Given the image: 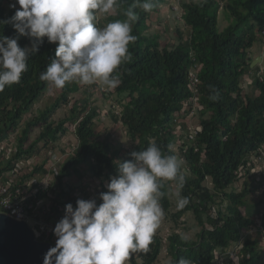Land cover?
<instances>
[{"label": "trees", "instance_id": "obj_1", "mask_svg": "<svg viewBox=\"0 0 264 264\" xmlns=\"http://www.w3.org/2000/svg\"><path fill=\"white\" fill-rule=\"evenodd\" d=\"M9 1L0 0V20H7L16 10L5 7ZM164 1L151 0L154 6L149 12L139 6L134 8L139 19L133 24L132 33L137 40L129 45L133 59L119 67L121 84L108 92L117 103L125 102L120 115L113 109L109 113L113 122L120 121L125 127L132 141V152L144 150L154 141L165 154L181 157L185 163L181 171L186 177L181 195L188 197L189 203L172 213L178 224L166 238V250L173 262L185 257L195 264H211L216 250L237 242L243 231L253 228L260 233L264 229V209L254 208L247 201L248 183L244 181L239 191L227 190L239 178V168L243 167L242 173L249 174L248 156L264 146V74L253 77L251 83L255 89L251 93H246L242 85L245 71L251 69L250 50L256 40H261L264 31V0L181 2V17L190 33L184 39L178 30L177 42L170 45L163 44L158 34L147 31V20ZM132 5L133 0H119L117 13L108 15L106 20L126 19L124 12ZM220 13L228 20L223 29L219 28ZM99 24L104 26L101 19ZM0 34L14 36L12 24L0 25ZM29 42L26 37L18 40L21 47ZM55 48L56 45L45 38L39 50L29 54L28 71L22 75L20 83L6 86L0 92V132L20 127L19 151L27 153L22 145L32 127H41L37 141H55L65 134L68 122L79 118L75 127L78 149L62 167L59 177L85 162L93 176L104 175L109 182L110 177L117 174L119 164L130 159V151L120 154L123 158L118 161L116 153H111L107 138L97 139L93 121L97 113L90 107L89 100L75 101L68 116L56 123L51 120L59 101L66 103L70 93L82 88L77 82L67 83L53 104L22 125L23 115L48 87L49 83L42 81L40 75L55 58ZM192 63L199 68L195 114L200 126L191 142L187 136L189 124L178 119L189 113L183 102L192 97L188 86ZM210 86L218 93L215 101L209 99L213 94ZM176 124L184 133L177 138ZM177 140L182 143L176 152L173 145ZM207 179L211 186L205 184ZM168 182L163 181L162 189L165 195L161 204L165 211L171 206L170 192L173 191ZM189 211L200 227L195 239L175 231L183 225V214ZM163 242V237L156 234L149 252L138 253L141 264H154ZM226 257V264H264V251L258 236L244 238L236 261ZM132 264H138L134 257Z\"/></svg>", "mask_w": 264, "mask_h": 264}, {"label": "clouds", "instance_id": "obj_2", "mask_svg": "<svg viewBox=\"0 0 264 264\" xmlns=\"http://www.w3.org/2000/svg\"><path fill=\"white\" fill-rule=\"evenodd\" d=\"M17 5L19 6L17 8ZM149 12L151 0H133L124 16L103 27L96 24L97 13L113 15L119 0H15L16 9L0 25L11 23L12 37L0 34V92L18 84L28 71V56L39 50L46 38L55 44V58L40 79L57 89L67 83L99 84L114 90L121 84L119 67L133 59L129 45L135 43L133 24L139 19L134 8ZM26 37L31 47H21ZM209 99H218L210 86ZM131 159L118 166L110 177L107 191L95 199L68 203L64 216L55 224V245L43 256L42 264H131L133 254L147 253L165 217L161 199L163 181L175 184L176 207L183 209L189 198L181 195L186 177L182 162L165 154L156 142L130 153ZM169 264H193L181 257Z\"/></svg>", "mask_w": 264, "mask_h": 264}, {"label": "built area", "instance_id": "obj_3", "mask_svg": "<svg viewBox=\"0 0 264 264\" xmlns=\"http://www.w3.org/2000/svg\"><path fill=\"white\" fill-rule=\"evenodd\" d=\"M181 15L182 9L180 19H182ZM99 21L100 18L97 17L96 24L98 27H102ZM192 60H194V57H192ZM198 70V64L192 63L189 67L188 86L192 92V97L189 101H186V105L189 107L187 115H196L195 112L198 107ZM82 88H85L86 93H89L86 85ZM109 91L111 90L102 85H91V93L107 97L103 108L94 107V104L89 101L90 107L96 111L99 120L110 118V109L120 115L122 104L125 102V100H122L121 103L114 102L112 95L108 94ZM79 102L82 103L83 101ZM77 120L68 122L72 126L66 124V128L75 133V127L79 121ZM118 123L122 124L120 121ZM198 128V126L188 125L187 136L191 142L195 139ZM65 134H62L55 141H37V138L30 141L29 136L22 145L23 150H28V152L20 153L18 147V139L21 135L20 127L13 131L0 132V213H4L18 221H25L38 240L49 242L53 246L56 238L52 230L55 224L64 216L65 205L68 203L73 204V201L77 199H93L91 198L93 195H89L91 187L86 179L93 181V178H95L92 186L97 185V189H94L93 192L96 190H100V193L107 191L106 177L104 175L99 178L93 176L89 165L85 162L79 164L76 170H71L68 174L59 177L62 167L78 149V145L71 143L70 138L64 136ZM60 140L63 144L60 143ZM248 158L247 165L250 172L261 167L264 181V146L257 152L251 153ZM91 162H94L93 158ZM80 166L86 167L87 171ZM238 170V174L244 172L243 167ZM99 195H95V200L101 203ZM181 220L184 221L183 218ZM175 231L179 232L178 230ZM247 231L257 232L253 228L245 230V232ZM244 238L243 234L241 239L229 247L217 249L211 264H226V255L236 261L242 249ZM262 250L264 251V249ZM133 257L136 263H142L138 253L133 254Z\"/></svg>", "mask_w": 264, "mask_h": 264}, {"label": "rangeland", "instance_id": "obj_4", "mask_svg": "<svg viewBox=\"0 0 264 264\" xmlns=\"http://www.w3.org/2000/svg\"><path fill=\"white\" fill-rule=\"evenodd\" d=\"M190 0H165L163 3L159 5L158 11L152 12L151 17L147 20L148 21V32L150 34H158L160 36V40L163 44H171L176 43L178 38V30H180L183 34V38H187L189 36L190 30L189 28L184 24V21L180 19V3L186 2ZM198 1V0H197ZM15 0H10L8 3H5L6 8H10V4H14ZM19 6L17 5V8ZM108 15H105L103 13H97V17L102 20L104 25L108 23L106 20V17ZM218 21H219V28L223 29L227 24L228 20L221 15V13L218 15ZM25 47H31V42H29ZM251 58L253 59L254 56L260 55L261 60L258 62L254 67H250V70H246L245 74L242 77V85L244 87V90L246 93H251L254 91V86L252 85L251 81L255 75H263L264 74V32L261 33V40H256L255 44L250 50ZM79 86V83H77ZM81 85V84H80ZM85 85H81V87H84ZM87 90L89 93H86L82 90H78L76 92H72L68 96V100L66 103H64L62 100L59 101V105L53 110L51 114V120L53 122H57L64 118L65 116H68L70 114L71 107L75 101H83V99L87 98L91 103L94 104V107H100L103 108L104 103L107 100V97L100 94H93L90 92L91 85H86ZM60 89L55 88L54 86H51L48 84L47 89H45L42 94L39 96V98L32 104L31 108L26 111V113L22 117V125H24L25 122L32 119L38 113L45 108L49 107L51 104L54 103V101L59 97L60 95ZM109 97V96H108ZM112 99L114 102H116V99L112 95ZM183 106L186 108H189L188 105H186V101L183 102ZM101 119V118H100ZM104 120H99L98 117L94 118V129L97 133V139L102 140L103 138H107L111 145V153H116V160H121L123 156L120 154H125V152H132V141L129 138V135L127 134L125 127L120 123H115L111 118H103ZM178 121L180 122H186L192 127L200 126L199 120L196 115H187L184 118H179ZM179 124V123H178ZM175 125V133L176 138L180 135L184 134L183 129L178 125ZM67 125L72 126V124L67 123ZM41 130L40 126L32 127L30 130V141L37 138L39 132ZM64 136H67V138H70L71 143H74L79 146V138L75 136V133L72 132V130L67 129L66 134ZM66 138V139H67ZM60 143L63 144L62 140H60ZM182 143V141L177 140L174 142L173 150L176 152L179 150V145ZM129 152V153H130ZM128 153V154H129ZM127 154V155H128ZM176 157L182 162V166L184 167V162L182 161L181 157L179 155H176ZM259 165V164H258ZM262 166V164H260ZM82 167V166H80ZM84 170L87 168L82 167ZM260 168H256L252 170V172L249 171L248 173H240L238 176L239 178L236 179V182L227 190L234 189L235 191H239L244 186V181L248 183V186L250 188V191L247 193V201L248 203L254 207L259 209H264V181L262 176V171ZM185 170V169H184ZM91 187V192L89 195L91 198L95 199V195L100 194V190L97 189V185L95 187L92 186V182H94L95 178H93V181H90L89 179H86ZM168 182V181H167ZM108 183V180L106 179V184ZM170 183V182H168ZM205 184L207 186H211V182L209 179L205 181ZM94 185V184H93ZM169 187L173 188V191L170 192V201L171 206L168 211H165V217L161 223L160 228L157 230L158 235L163 237L164 242L163 246L161 248L160 254L154 264H168L170 261V256L167 253L166 250V238L167 236L173 232V228L178 224H176L172 218V213H174L178 208L176 207V197L174 195L175 192V184L173 182L170 183ZM171 188V189H172ZM97 204L99 201H96ZM241 211H244L243 207L240 208ZM182 218L184 219L183 225H181L178 229L180 233H182L185 237H188L190 239H195L198 231L200 230V227L198 226L194 215L191 211L186 212L183 214ZM245 238H253L254 236H258L259 239V245L262 249H264V229L261 230L260 233H256L253 231H247L243 232Z\"/></svg>", "mask_w": 264, "mask_h": 264}, {"label": "water", "instance_id": "obj_5", "mask_svg": "<svg viewBox=\"0 0 264 264\" xmlns=\"http://www.w3.org/2000/svg\"><path fill=\"white\" fill-rule=\"evenodd\" d=\"M260 60V55L254 56L250 67ZM52 246L38 240L25 221L0 213V264H42L44 254Z\"/></svg>", "mask_w": 264, "mask_h": 264}, {"label": "crops", "instance_id": "obj_6", "mask_svg": "<svg viewBox=\"0 0 264 264\" xmlns=\"http://www.w3.org/2000/svg\"><path fill=\"white\" fill-rule=\"evenodd\" d=\"M80 90H82V91L86 92L85 88H81Z\"/></svg>", "mask_w": 264, "mask_h": 264}]
</instances>
